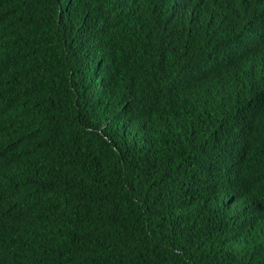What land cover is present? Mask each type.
Here are the masks:
<instances>
[{"label": "trees", "instance_id": "obj_1", "mask_svg": "<svg viewBox=\"0 0 264 264\" xmlns=\"http://www.w3.org/2000/svg\"><path fill=\"white\" fill-rule=\"evenodd\" d=\"M0 264H264V0H0Z\"/></svg>", "mask_w": 264, "mask_h": 264}]
</instances>
